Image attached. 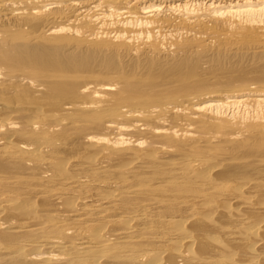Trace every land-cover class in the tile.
Listing matches in <instances>:
<instances>
[{
	"label": "bare ground",
	"instance_id": "bare-ground-1",
	"mask_svg": "<svg viewBox=\"0 0 264 264\" xmlns=\"http://www.w3.org/2000/svg\"><path fill=\"white\" fill-rule=\"evenodd\" d=\"M0 264H264V0H0Z\"/></svg>",
	"mask_w": 264,
	"mask_h": 264
}]
</instances>
